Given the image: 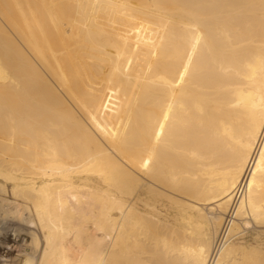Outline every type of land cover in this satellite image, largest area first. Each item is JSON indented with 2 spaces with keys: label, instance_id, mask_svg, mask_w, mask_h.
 <instances>
[{
  "label": "bare ground",
  "instance_id": "obj_1",
  "mask_svg": "<svg viewBox=\"0 0 264 264\" xmlns=\"http://www.w3.org/2000/svg\"><path fill=\"white\" fill-rule=\"evenodd\" d=\"M0 264H264V0H0Z\"/></svg>",
  "mask_w": 264,
  "mask_h": 264
},
{
  "label": "rangeland",
  "instance_id": "obj_2",
  "mask_svg": "<svg viewBox=\"0 0 264 264\" xmlns=\"http://www.w3.org/2000/svg\"><path fill=\"white\" fill-rule=\"evenodd\" d=\"M27 239H28V241H30V238H29V237H28ZM20 243H21V242H20ZM27 250H28V252H30V253L33 252V249H32L31 247H29ZM31 251H32V252H31Z\"/></svg>",
  "mask_w": 264,
  "mask_h": 264
}]
</instances>
